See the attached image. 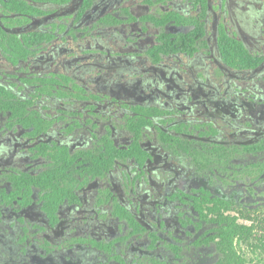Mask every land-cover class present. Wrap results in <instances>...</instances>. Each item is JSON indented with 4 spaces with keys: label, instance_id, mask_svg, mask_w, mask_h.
Instances as JSON below:
<instances>
[{
    "label": "flooded vegetation",
    "instance_id": "1",
    "mask_svg": "<svg viewBox=\"0 0 264 264\" xmlns=\"http://www.w3.org/2000/svg\"><path fill=\"white\" fill-rule=\"evenodd\" d=\"M263 24L264 0H0V264H223L231 225L264 264Z\"/></svg>",
    "mask_w": 264,
    "mask_h": 264
},
{
    "label": "trees",
    "instance_id": "2",
    "mask_svg": "<svg viewBox=\"0 0 264 264\" xmlns=\"http://www.w3.org/2000/svg\"><path fill=\"white\" fill-rule=\"evenodd\" d=\"M153 19V17H150ZM161 22V21H160ZM164 22V21H162ZM197 31V30H196ZM196 31H193L189 34L182 35L181 41L176 40V45L184 44L189 49V52H193L195 49V42L196 40L202 35L201 33H197ZM189 46V47H188ZM220 46H221V52L223 57L234 67L238 66H253L256 63H253V58L248 54V51L244 48V45L241 41L236 40L235 38H231L230 36L223 33L220 37ZM241 64V65H239ZM109 153L110 154H116L118 151L117 147L110 143L109 147ZM130 154H135L137 156H140L141 154H146L145 151L142 149L140 144L136 143L132 146L131 152H128ZM112 162L109 163V165ZM106 161L103 158H97L96 159V168L98 171H102L105 168ZM241 233L245 235L246 240H250V230L247 227L244 226H234L231 225L229 229L225 231V240L223 244V251H224V259L223 264H237L239 261V257L236 254L234 250V239L232 236L235 235V233ZM252 246L255 247V249H261L264 250V239H261L260 241H256L255 243H251Z\"/></svg>",
    "mask_w": 264,
    "mask_h": 264
},
{
    "label": "rangeland",
    "instance_id": "3",
    "mask_svg": "<svg viewBox=\"0 0 264 264\" xmlns=\"http://www.w3.org/2000/svg\"><path fill=\"white\" fill-rule=\"evenodd\" d=\"M247 12H248V13H247ZM254 12H255L254 8H253V7H250V8H248L247 11H246V13L248 14V15H246V16H250V17H251V16H254ZM246 13H245V14H246ZM238 14L242 16V13H238ZM245 19H247V17H246ZM243 21H244V19H243ZM243 23H244V22H243ZM263 28H264V24H263V26L261 27V29H263ZM254 30H255V28H254ZM249 33L251 34L252 32L249 30ZM252 36H253V35H252ZM254 37H255V36H254ZM256 37H257V36H256ZM256 37H255V38H256ZM256 40H257V38H256ZM216 74H217L218 76H220V78L222 77V76H221V73H220L219 71H216ZM244 84L246 85V84H248V83L245 82ZM248 252H249V251H248ZM249 253H250V252H249ZM248 255L251 256V254H248Z\"/></svg>",
    "mask_w": 264,
    "mask_h": 264
}]
</instances>
